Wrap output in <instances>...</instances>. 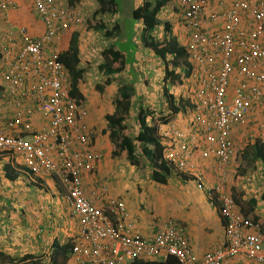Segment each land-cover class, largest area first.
I'll return each instance as SVG.
<instances>
[{"label":"built area","instance_id":"obj_1","mask_svg":"<svg viewBox=\"0 0 264 264\" xmlns=\"http://www.w3.org/2000/svg\"><path fill=\"white\" fill-rule=\"evenodd\" d=\"M172 2L187 37L184 50L190 72L183 98L191 122L188 135L169 122L158 126L157 136L163 160L173 173L195 177L197 184L202 185L203 178L195 174L194 153L202 147L214 157L216 182L205 183L203 189L217 204L225 230L201 258L191 253L183 227L164 222L147 237L135 229L126 204L110 195L106 186L90 196L83 190V173H93L102 154L94 150L95 133L86 124V109L69 95V73L54 49L82 21L81 10L68 0H31L43 32L28 37L26 28L20 27V44L9 39L0 45L2 78L16 107L5 126L13 131L20 125L25 134L8 135L0 128V154L18 156L32 174L58 180L78 222L71 250L76 264H130L169 256L180 264H227L234 258L239 264H264L262 225L244 217L228 191L234 129L255 121L264 127V0ZM6 8L7 3L0 1V10ZM29 103L50 116L49 125L40 131L21 121L33 114Z\"/></svg>","mask_w":264,"mask_h":264},{"label":"crops","instance_id":"obj_2","mask_svg":"<svg viewBox=\"0 0 264 264\" xmlns=\"http://www.w3.org/2000/svg\"><path fill=\"white\" fill-rule=\"evenodd\" d=\"M0 1L7 3L6 10H0V42L5 43L12 39L20 44L23 40L18 35L20 27L26 28L28 37H37L43 32V26L33 13L31 0ZM82 1H85L83 5ZM141 1L135 2V6L128 11L129 15H132L133 10L141 4ZM93 5H98L95 0H80L76 6L81 7L79 9L82 12V21L71 27L56 43L62 52L67 49L71 35L76 33L80 63L99 60V57L102 56L100 52L105 50L99 44V41H102L101 36L92 32L93 30L87 29L83 24L85 15L87 16ZM167 5L171 8L174 3L170 0ZM82 6L86 8L83 9ZM164 9L160 12L162 16L158 19L167 20L170 23L171 34L184 48L187 40L185 32L179 25L177 17L171 19L172 16L170 17ZM112 17L117 19V13ZM112 19L110 21L109 17V22H112ZM134 27H136V31L138 28L141 30V22L139 24L137 22ZM119 29L113 44L117 42L121 27ZM158 30L161 34L160 38L156 37V39L162 41L165 37L162 25L158 27ZM138 43L142 45L140 35ZM103 44L106 45L104 39ZM140 48L138 47L137 53ZM185 80L183 79L181 83V86L184 87L182 97L186 91ZM79 91L82 93L83 90L79 87ZM13 102L6 90L1 89L0 128L8 135L25 136L20 125L13 131H9L5 126L6 122L14 117L16 107ZM27 106L32 108L33 114L23 117L21 121L29 122L34 131H40L49 125V115L39 111L33 103H29ZM90 108L88 106L86 123L95 130L94 150L99 151L103 156L95 173H83L82 175V185L86 196H90L103 184L106 185L109 194L118 200H120L118 191L129 193L130 202L127 203L122 199L120 201L124 202L130 211V221L135 229L147 237L154 233L156 227H153L149 221L148 213L144 211V207L148 202H152L149 201L150 198H155L154 202L158 201L159 204H164L163 208L168 215L177 217L174 222H168L175 223L186 230V240L192 254L201 258L207 251L215 247L218 240L224 235L225 222L220 217L217 204L207 198L203 185L200 187L191 181V178L195 180V177H185L184 180L180 175L176 177L171 175L165 186L157 185L152 181L146 184V181H142L136 174H133L134 167L128 168L127 172L120 168L110 159L112 143L107 137V122L103 123L104 118L110 113L99 115V119H97V112L92 113ZM181 111L184 113L183 109ZM181 111L169 120L171 122L175 120L174 123L180 124L179 127L184 129L183 133L188 135V123L179 118V115H182ZM236 133L243 134L244 131L240 128L235 129L233 137ZM4 155L6 156L0 155V233L5 232L7 236L0 235V250L14 259L30 254L42 262H47L55 241L64 244L72 239L77 240L79 231L77 219L65 202L63 194L60 193L59 182L54 176H36L24 165L20 157ZM192 162L196 165L195 174L203 178L207 184H212L215 179L213 155L205 153L200 147L194 153ZM245 186L244 184L242 187L240 186V193L238 189L235 190L238 208H241L244 217L256 219L252 222L260 223L262 231H264V197L262 193H250ZM139 187H143L141 192ZM131 200L135 201L136 208L133 207ZM95 202L103 205V201L96 200ZM141 206L144 210L139 211L138 208ZM66 264H76L73 255L70 254ZM227 264H239V262L234 258L227 261Z\"/></svg>","mask_w":264,"mask_h":264},{"label":"trees","instance_id":"obj_3","mask_svg":"<svg viewBox=\"0 0 264 264\" xmlns=\"http://www.w3.org/2000/svg\"><path fill=\"white\" fill-rule=\"evenodd\" d=\"M98 4L96 15L107 16L112 19V15L117 13L116 3L114 0H95ZM170 0H142L141 4L132 12V19L136 22H141L140 40L144 48L151 50L154 55L159 58L164 68V73L161 75V83L163 85L170 83L172 85L178 84L181 86L182 80L188 77L190 67L187 63V56L183 47H181L175 36L171 34V25L167 20L161 21L160 12L166 7ZM80 0H68V4L73 7L76 6ZM95 17L93 16V19ZM115 20V21H114ZM91 26L90 21L87 25L88 29H93L95 32L101 34L105 40H108L114 34L116 35L120 30V26L116 19H112V24L107 27L102 20L95 21ZM162 25L165 37L162 41L156 39V31ZM1 45V42H0ZM110 44L102 52V65H99V70L102 74L107 76L106 83L110 82L109 78L116 77L123 72L127 64L126 51ZM3 54L0 50V69L4 66ZM58 60L67 68L70 74V91L69 95L84 103V96L79 91L78 85L83 80L84 70L80 67L79 51L77 34L73 33L69 39V44L66 50L59 53ZM142 62V61H141ZM138 63V61H137ZM141 65V63H139ZM134 74V73H133ZM136 82L120 83L117 88V99L114 101L113 112L105 117L107 120V137L114 145L119 154L126 157L131 166L139 165L137 150L140 148L143 157L152 165L150 170V179L157 185H167L173 171L171 167L163 160V144L157 136V127L150 124L147 110L139 105L138 115L136 121L138 129L131 133L128 131L129 112L132 106V97L135 95ZM1 90V88H0ZM158 94V93H157ZM154 94V96H157ZM163 96L167 100L171 114H178L185 108L187 102L184 98L176 100L171 89H163ZM164 118V117H162ZM169 119L164 118L162 123L164 125L169 123ZM246 128L245 125L237 127V129ZM235 130V129H234ZM251 148L253 161H261L264 165V146H259L257 141H254ZM116 151L113 152V155ZM249 150H246L244 157H249ZM185 180V177L181 176ZM192 179V178H191ZM60 193L64 192L60 189ZM264 197V192L262 193ZM236 205L238 200L232 196ZM241 211V208H240ZM242 212V211H241ZM244 214V213H243ZM246 217V216H245ZM247 218V217H246ZM249 219V218H247ZM254 221L252 219H249ZM158 226H156L157 229ZM155 229V230H156ZM75 239L67 241L64 244H59L57 241L52 245V252L49 255L47 262H42L33 255L26 254L19 259L11 258L0 250V261L4 264H66L68 257L71 254ZM130 264H180L174 257H167L160 259H137Z\"/></svg>","mask_w":264,"mask_h":264},{"label":"rangeland","instance_id":"obj_4","mask_svg":"<svg viewBox=\"0 0 264 264\" xmlns=\"http://www.w3.org/2000/svg\"><path fill=\"white\" fill-rule=\"evenodd\" d=\"M114 1L116 3V8H117L116 20L119 26L121 27V32L119 34V37L117 38V42L114 44L112 43L114 39H116L115 36L117 34L116 35L114 34L108 40H105V38L101 34L95 32L92 28L89 30L91 31L93 30L92 32L99 34L101 36L102 41L101 42L99 41L100 47L102 46L106 49L108 45H110L111 43L115 48L117 46L118 48H120L121 51L122 49L126 51L127 64H131L134 61L135 64L133 63L131 65L125 66V69L121 74L116 75V77L112 76V78H109V80L111 81L106 83L107 76L105 74H102L101 73L102 71L99 70V65L100 64L102 65V56L99 57V60L97 61H90V62L84 61L83 63H80V67L84 70V74H83V80L81 81L79 87L81 90H83L82 93L85 99L84 105L86 106L87 110H89L88 106H90L92 113H94V111L97 112L96 118L99 119L98 118L99 115H104V114L106 115L109 113L111 114L113 112L114 101L117 99L116 97L118 95L117 88L119 87L120 83L123 82L130 83L135 81L137 83L136 85H134L136 92L135 95L132 97V106L129 112V122H128V131L133 133L139 127L138 126L139 123L136 121L139 105L145 108L148 114L150 115L148 121L150 124H153L155 126L163 125L162 120L165 117L170 120L174 117V114H171L170 112V108L167 104L166 98L162 94L163 89H168V88L171 89V91H173L176 100L178 101L179 99H182L181 96L184 87L183 85L179 87L178 84L172 85L170 83L163 85L161 83V75L164 73L163 72L164 68L162 66L161 61L159 60V58H157L154 55V53L151 50L142 47V45L138 43L140 28H138L136 31V27H134V25L137 22L132 19L131 15L128 14V11L135 6L134 4L137 0H114ZM84 3L85 1H82V5ZM82 7L83 9L86 8L84 6ZM79 8L81 7L79 6ZM97 9H98V5H93L91 7L89 12L87 13V16L85 15L84 17L83 20L84 26H86L87 28V25H89L88 24L89 21L91 22L90 25L93 26L96 23L95 21L102 20V22L106 24L107 27H110L112 22H109V17H107L106 15L102 16L100 14L96 15ZM175 9H176V5H175ZM175 9H172L167 5L164 11H166L170 17L172 16L171 19H173V17H177L179 22L180 17L179 14L176 15L177 12L175 11ZM93 16L95 17L94 19ZM160 16H162V14H160ZM160 34L161 32L157 30L155 35L158 38H160L159 37ZM103 39L106 45L103 44ZM138 47L141 48L137 53ZM100 54H102V52H100ZM139 63H141V65H139ZM1 77L2 76L0 73V85L3 84ZM154 94H157V96H154ZM185 107H188V104H186ZM181 114L182 115H179V118L185 120L186 123L190 124L191 122L190 115L186 114L185 112L184 113L181 112ZM174 121L175 120H173L172 123H174ZM106 122L107 120L105 119L103 123L105 124ZM175 126L183 132L184 129L183 127L182 128L179 127L180 124ZM245 127L246 128H243L244 131L243 134L236 133L234 135L236 152L232 161L231 175H230V180L228 182L229 184L228 187H230V193L234 197H236L237 189L238 192L240 193V188L243 186V184L246 185L245 188L247 189V191H250V193L261 194L264 192V165L262 164L261 161L258 160L253 161L252 159L253 156L252 154L250 155L251 148H249L254 141H257L259 146H264V138H263L264 127L262 128L259 125V123L256 121L253 123H247ZM187 128L189 129V126ZM106 130H107V124H106ZM110 146L112 147L111 157H110L111 161L119 165L120 168H123V170H126V172L128 168L134 167L135 170L133 174H136L139 178L142 179V181H146V184L147 182L151 181L150 170L152 165L143 157L139 147L137 150L139 165L131 166L127 161L126 157L123 156L122 154H119L113 144H111ZM246 150H249V155H248L249 157L245 158L244 153ZM114 151H116L115 155H113ZM1 156H6V155L1 154ZM173 177H176V175L173 174ZM139 188L141 192L143 187H139ZM117 194L120 200L122 199V201H126L127 203L130 202L131 197L129 193L118 191ZM154 199L155 198L149 199V201L152 202H148L147 204H145L146 206L144 207L145 210L142 208L143 206L138 208V210L139 211L144 210L146 213H148L147 215L149 216V221L151 222L153 227L159 226L160 224L168 221L174 222L177 217L168 215L165 209L163 208L164 204H159L158 201L154 202ZM134 203L135 201L133 200L132 205L133 207L136 208L137 205H135ZM194 210L196 209L194 208ZM0 235L6 237L7 233L1 232ZM0 264H4V263L0 261Z\"/></svg>","mask_w":264,"mask_h":264},{"label":"clouds","instance_id":"obj_5","mask_svg":"<svg viewBox=\"0 0 264 264\" xmlns=\"http://www.w3.org/2000/svg\"><path fill=\"white\" fill-rule=\"evenodd\" d=\"M172 8V7H171ZM2 11V10H1ZM58 43V42H57ZM2 44H4V43H2L1 42V45ZM54 49H58V46H56V44H55V46H54ZM58 51H59V53L61 52L59 49H58ZM65 67V66H64ZM66 68V67H65ZM67 69V68H66ZM68 71V70H67ZM0 73H1V76H2V70L0 69ZM69 77H70V74H69ZM187 77H185L184 79H186ZM1 79H2V82H3V84L2 85H0V88L1 89H5L6 90V86H5V83H4V81H3V78L1 77ZM71 83V82H70ZM79 86H80V84L78 85V89H79ZM7 92V91H6ZM14 101V100H13ZM84 102H85V99H84ZM13 103H15V101L13 102ZM15 105V104H14ZM82 105H83V107L86 109V112H87V115H88V110H87V108H86V106L84 105V103H82ZM184 110V109H183ZM15 111H16V108H15ZM14 111V112H15ZM182 112V111H181ZM185 112V111H184ZM16 113V112H15ZM186 114H187V112H185ZM87 119V118H86ZM87 122V121H86ZM169 122H171V121H169ZM87 124V123H86ZM88 125V124H87ZM164 125V124H163ZM189 125V124H188ZM89 126V125H88ZM158 126L159 125H157L156 127H157V129H158ZM89 127H91V126H89ZM92 129H93V131H94V133H95V130H94V128L93 127H91ZM94 139H95V137H94ZM234 149H235V141H234ZM97 152V151H96ZM99 152V151H98ZM236 152V151H235ZM100 153V152H99ZM102 154V153H101ZM1 155V154H0ZM103 156V155H102ZM234 156H235V153H234ZM149 162V161H148ZM98 168V167H97ZM97 171V169L93 172V173H95ZM92 174V173H91ZM175 174V173H174ZM176 175V174H175ZM177 176V175H176ZM214 176H215V172H214ZM191 181H193L196 185H198V186H200L201 187V183L200 184H197L196 183V181L194 180V179H191ZM216 182V179H214V181H213V183L212 184H207V185H213L214 183ZM205 183H206V181L205 180H203V183H202V185H203V187H204V185H205ZM104 185V184H103ZM83 186V185H82ZM104 186H106V185H104ZM228 191H229V193H230V187H228ZM206 194V193H205ZM231 194V193H230ZM207 196V195H206ZM231 196H233L232 194H231ZM208 198V197H207Z\"/></svg>","mask_w":264,"mask_h":264}]
</instances>
